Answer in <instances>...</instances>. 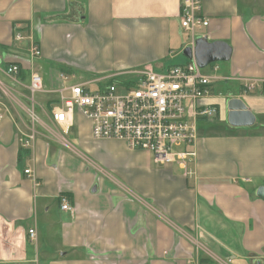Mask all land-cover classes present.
I'll use <instances>...</instances> for the list:
<instances>
[{
    "label": "crops",
    "instance_id": "1",
    "mask_svg": "<svg viewBox=\"0 0 264 264\" xmlns=\"http://www.w3.org/2000/svg\"><path fill=\"white\" fill-rule=\"evenodd\" d=\"M180 2L0 0V264H264V89L245 87L264 80V0H201L208 26L197 37L226 42L231 55L203 70L212 95L199 102L225 128L196 123L186 169L93 139L80 115L67 128L28 115L37 104L43 112L27 89L32 73L51 90L73 71L101 85L184 63ZM48 61L64 66L56 78ZM233 97L254 114L251 127L227 125Z\"/></svg>",
    "mask_w": 264,
    "mask_h": 264
},
{
    "label": "built area",
    "instance_id": "2",
    "mask_svg": "<svg viewBox=\"0 0 264 264\" xmlns=\"http://www.w3.org/2000/svg\"><path fill=\"white\" fill-rule=\"evenodd\" d=\"M201 9V0L180 2L179 26L189 35L185 47H193L197 33L208 26ZM15 38L21 39V34L17 33ZM39 54V47L33 42L30 55ZM203 70L189 59L159 70L147 64L135 71V79L124 82H68L47 91L55 94L48 116L54 124L67 128L74 115H80L89 121L93 139L122 141L130 149L149 152L157 162L186 169L195 156L198 119L217 114L214 105L199 102L212 95V77ZM18 72L17 64L6 68L10 76L15 77ZM60 78L69 81L66 74L61 73ZM245 87L263 90L264 80ZM27 89L31 101L34 93L45 91L41 75L32 73ZM34 136L32 130L24 145L30 146ZM24 173L29 175L30 170L25 169ZM59 199L62 210H72L67 196L61 195ZM28 234L32 238L33 230L29 229Z\"/></svg>",
    "mask_w": 264,
    "mask_h": 264
},
{
    "label": "water",
    "instance_id": "3",
    "mask_svg": "<svg viewBox=\"0 0 264 264\" xmlns=\"http://www.w3.org/2000/svg\"><path fill=\"white\" fill-rule=\"evenodd\" d=\"M183 54L188 59H193L198 67L203 68L212 62L229 60L231 48L224 41L209 42L206 36H198L194 46L185 47ZM226 110L227 123L232 127L252 126L255 123L254 114L237 97L227 100ZM256 195L264 200V185L257 187Z\"/></svg>",
    "mask_w": 264,
    "mask_h": 264
},
{
    "label": "rangeland",
    "instance_id": "4",
    "mask_svg": "<svg viewBox=\"0 0 264 264\" xmlns=\"http://www.w3.org/2000/svg\"><path fill=\"white\" fill-rule=\"evenodd\" d=\"M185 32V31H184ZM22 39V38H21ZM183 39V38H182ZM187 39V41H188V39H189V35L185 32V34H184V40H183V42L185 41ZM35 42V41H34ZM33 43V41L31 42V44ZM36 43V42H35ZM30 44V45H31ZM37 44V43H36ZM37 46H38V44H37ZM183 54V53H182ZM184 55V54H183ZM182 55V56H183ZM37 57V56H36ZM184 57V62H186L187 60H189L185 55L183 56ZM33 58H35V57H33ZM35 61H36V59H35ZM37 62V61H36ZM50 62L51 61H48V64H46V66L47 67H49V70H52V77H54V78H56L57 77V73L59 72V70H61V69H64V66L61 64V63H59V62H53L52 64H50ZM215 63H218V64H223L224 63V61H216V62H212V63H210L209 65H207L206 67H204V70L205 71H207V70H210V68H211V66L210 65H213V64H215ZM156 70H159L158 68H155ZM55 70H57V73H55ZM73 71V70H72ZM73 74H75L74 75V77L73 78H71V81H69V82H80V81H82V77H83V75H81L78 71H73ZM49 76H50V74H49ZM118 79V78H117ZM131 79H135V75L131 78ZM112 81H116V80H113V79H106L105 81L103 80L102 81V83L101 84H106V83H108V82H112ZM120 81H122V80H120ZM122 82H124V81H122ZM50 86L49 85H44L43 86V90H45V91H40V92H36V93H34V98H35V100H36V102H40L41 104H42V106H43V112H41L40 111V113H39V106H38V104L35 106V108H36V111H33V110H29V112H28V115L32 118V119H34L35 121H37L39 118L37 117L36 119H35V116H37V114L38 115H40L41 114V116H45V120L46 121H48L47 120V116H48V113H49V109H50V107H51V103L53 102V98H55V94L54 93H49V92H47V91H50ZM49 89V90H48ZM223 91H225V89H223ZM41 97H40V96ZM52 99V100H51ZM38 102V103H39ZM80 117V116H79ZM48 119H49V116H48ZM78 120L79 118H77V116H75V120ZM197 124L199 125V127L200 128H202V125L203 126H208L209 128H211V127H214L215 129H219V128H225L224 127V125L223 126H220V124H218V121H216L215 120V117H212V118H199L198 119V121H197ZM227 125L229 126V127H232V126H230L228 123H227ZM58 127V126H57ZM241 127H245V128H248V127H251V126H241ZM82 131V130H81ZM57 133L59 132L58 130L56 131ZM79 159V158H78ZM80 160V159H79ZM81 161V160H80ZM85 161V160H84ZM86 162V161H85ZM86 165H87V162L85 163Z\"/></svg>",
    "mask_w": 264,
    "mask_h": 264
}]
</instances>
